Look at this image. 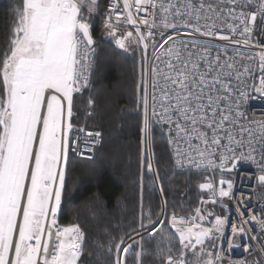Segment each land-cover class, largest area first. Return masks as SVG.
I'll use <instances>...</instances> for the list:
<instances>
[{
	"label": "snow or ice",
	"instance_id": "1",
	"mask_svg": "<svg viewBox=\"0 0 264 264\" xmlns=\"http://www.w3.org/2000/svg\"><path fill=\"white\" fill-rule=\"evenodd\" d=\"M7 7L12 24L0 54V264H85L84 230L60 225L58 214L70 150L90 159L101 142V132L73 124L74 107L80 110L90 88L97 23L123 54L139 52L137 106L148 152L133 181L140 211L127 225L141 239L125 233L113 244V237L106 249L112 264H125L131 252L143 264L145 233L160 234L164 247L157 244L156 257L164 264H264V203L253 213L251 197L234 192L236 182L224 178L252 164L258 174H241V182L253 179L264 188V116L250 119L245 109L250 92L264 95V0H108L107 6L103 0H23ZM94 106L89 97L86 116ZM157 128L176 169L208 174L197 186L207 199L201 195L187 217L170 212L159 182ZM154 189L156 212L144 205L145 190L151 196ZM166 220L174 233L165 231ZM234 239L259 259L226 256L241 247ZM189 252L194 260L186 259Z\"/></svg>",
	"mask_w": 264,
	"mask_h": 264
},
{
	"label": "trees",
	"instance_id": "2",
	"mask_svg": "<svg viewBox=\"0 0 264 264\" xmlns=\"http://www.w3.org/2000/svg\"><path fill=\"white\" fill-rule=\"evenodd\" d=\"M107 1L103 0V4L106 5ZM22 3L23 0H0V54L6 48L12 24L7 5L22 6ZM93 36L97 48L93 86L90 91H84L79 101L80 110L74 107L76 115L73 124L101 132V142L90 159L70 150L65 194L58 221L64 226L79 224L84 230L85 253L81 259L85 264H112L114 256L106 250L110 240L115 237L112 241L115 244L121 236L129 233L128 222L140 211L139 187L133 181L140 175L142 160L146 164L148 152L141 143L142 118L137 106L139 52L123 54L103 36L99 23ZM89 97L95 101V106L92 114L86 116ZM153 152V164L159 172V182L164 187L170 212L174 211L177 216H188L195 207L200 206L201 195L207 198V193H201L197 186L205 182L204 176L208 174L176 169L167 138L158 128L154 130ZM217 177H213V182ZM144 178L146 182L149 179L146 168ZM169 185L175 188L174 192H169ZM144 205L153 212L158 211L160 193L154 189L149 196L145 190ZM205 207L218 214L223 213L218 206L209 204ZM165 224V231L174 233L173 229L167 227V220ZM129 234L137 240L141 239L134 233ZM125 240L132 243L127 236ZM158 243L164 247L159 233L153 236L143 234L141 244L146 250L142 256L143 264H164L162 259L156 257ZM136 248L133 244V249ZM179 251L174 240L171 254L176 255ZM186 259L194 260L195 257L189 252ZM124 260L125 264H137L134 252L127 254Z\"/></svg>",
	"mask_w": 264,
	"mask_h": 264
},
{
	"label": "built area",
	"instance_id": "3",
	"mask_svg": "<svg viewBox=\"0 0 264 264\" xmlns=\"http://www.w3.org/2000/svg\"><path fill=\"white\" fill-rule=\"evenodd\" d=\"M107 4H108V1H107L105 6H107ZM261 43H264V39L261 40ZM95 48H96V45H95ZM94 60H95V64H94V67H93L92 72H91L90 88L86 89L85 91H90L92 89V86H93L94 71H95V68L97 65V48H96V55L94 57ZM245 109L248 112L250 119H259L262 116H264V95H257L255 93L250 92V95L248 97V101L245 105ZM83 128L85 129V131H92V132L96 131V130L88 129L84 126H83ZM169 148H170V146H169ZM241 174H245L246 177L255 176L258 174V169L252 164L244 163V164L240 165L238 171L234 172L233 174H225L224 178L225 179H233L237 184V187L234 188V192H239L241 189H243L244 195L251 197L250 207L252 209V212L253 213H259V211H260L259 206H260V204L264 203V188H261L259 185H257L255 183V180H253V179H245L243 182H241V179H240ZM218 179H219V177H217V180L215 181V183H218ZM249 189H254V191H249ZM216 206H218V205H216ZM229 207L231 208L232 205L229 204ZM224 214L225 213L223 212L221 215H224ZM247 215H248V213L245 212V216H247ZM178 217H180V216H178ZM184 217H187V216H184ZM233 219H235L234 216H233ZM59 224L62 225L60 222H59ZM62 226H64V225H62ZM255 231H257V229L253 228V232H255ZM233 243L234 244L239 243L241 245V247L235 249L230 254L225 253V255L229 256L230 259L236 260V261H239V260L251 261L252 259H259L258 254L251 252V248L249 249L248 253L243 252V250H242L243 249V243L241 240L234 239ZM250 243H252V242H250Z\"/></svg>",
	"mask_w": 264,
	"mask_h": 264
},
{
	"label": "rangeland",
	"instance_id": "4",
	"mask_svg": "<svg viewBox=\"0 0 264 264\" xmlns=\"http://www.w3.org/2000/svg\"><path fill=\"white\" fill-rule=\"evenodd\" d=\"M225 264H227V262H225Z\"/></svg>",
	"mask_w": 264,
	"mask_h": 264
},
{
	"label": "water",
	"instance_id": "5",
	"mask_svg": "<svg viewBox=\"0 0 264 264\" xmlns=\"http://www.w3.org/2000/svg\"><path fill=\"white\" fill-rule=\"evenodd\" d=\"M124 246H126V245H124Z\"/></svg>",
	"mask_w": 264,
	"mask_h": 264
}]
</instances>
